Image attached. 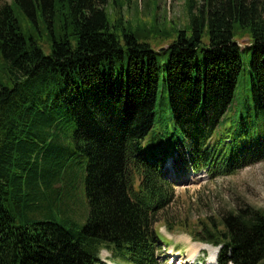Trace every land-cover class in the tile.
Instances as JSON below:
<instances>
[{"label":"trees","instance_id":"16d2710c","mask_svg":"<svg viewBox=\"0 0 264 264\" xmlns=\"http://www.w3.org/2000/svg\"><path fill=\"white\" fill-rule=\"evenodd\" d=\"M132 1L0 4L9 81L0 80V264H105L102 249L126 264H159L156 225L174 192L166 159L223 174L264 160V0H204L184 27L161 30L154 18L165 63L145 29L125 20ZM37 33L51 39L48 54ZM61 117L86 156V221L17 223L50 203L43 153ZM164 226L220 247L217 264H264V209Z\"/></svg>","mask_w":264,"mask_h":264},{"label":"rangeland","instance_id":"374dc122","mask_svg":"<svg viewBox=\"0 0 264 264\" xmlns=\"http://www.w3.org/2000/svg\"><path fill=\"white\" fill-rule=\"evenodd\" d=\"M203 1L133 0L131 4L124 5L122 11L125 20H129L134 25L138 23L145 29L144 40L156 52L160 62L165 63L167 55L164 51L167 46L163 44L166 42L161 41L158 33L150 31L154 25V18L157 17L156 27L161 30L169 29L170 26L184 27L188 21L187 9L198 7ZM9 2L10 0H0V4ZM35 38L48 54L51 49V39L45 34L40 36L39 33ZM247 45L245 38L241 41L244 70L248 68L252 53ZM1 70L0 67V80L4 85H8L7 74ZM59 125L61 127L59 138L45 148L43 153L45 170L50 169L53 173V186L49 191L51 194L46 193L50 203L41 209H30L23 219L17 218V223H21V220L25 221L26 217L29 220L42 221L69 218L75 228L80 229L86 221L88 214L84 180L86 156L73 138L75 126L67 122L65 117H61ZM221 130L223 125L218 132ZM168 165L171 167L168 178L173 184L174 192L169 206L161 211L162 221L156 225L159 235L158 247L161 252L159 264H180L182 259L186 261L184 264H208L212 255H215L213 264H216L218 253L213 252L215 247L192 240L185 230L177 226L169 231L164 226V219L173 224L183 220L196 222L208 217L219 218L244 205L264 209V160L247 162L231 174H223L220 170L193 171L189 163L178 169L176 159L175 163L170 162ZM65 226L69 227V224ZM193 244H205L210 248H200L195 253H190ZM173 253L178 254L179 259L176 262L171 256ZM100 259L105 264H126L116 260L107 250L101 251Z\"/></svg>","mask_w":264,"mask_h":264},{"label":"bare ground","instance_id":"6f19581e","mask_svg":"<svg viewBox=\"0 0 264 264\" xmlns=\"http://www.w3.org/2000/svg\"><path fill=\"white\" fill-rule=\"evenodd\" d=\"M195 246V247H194ZM200 248H207V249H209L210 247L208 246V245H205V244H193L191 247H190V253L192 252V253H195L196 252V250H198V249H200ZM213 252L216 254L217 253V248H215V249H213ZM192 255V254H191ZM172 256V258H174V262H176L178 259H179V257H178V254H172L171 255ZM181 260V259H180ZM214 261H215V255L213 256L212 255V257L209 259V263L208 264H213L214 263ZM184 262H186L185 260H181V263L180 264H184ZM190 264H193V263H190Z\"/></svg>","mask_w":264,"mask_h":264}]
</instances>
